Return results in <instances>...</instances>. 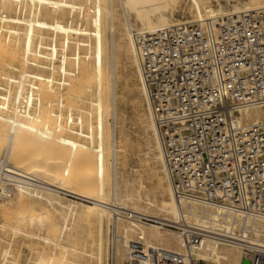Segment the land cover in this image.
<instances>
[{"label": "bare ground", "instance_id": "6f19581e", "mask_svg": "<svg viewBox=\"0 0 264 264\" xmlns=\"http://www.w3.org/2000/svg\"><path fill=\"white\" fill-rule=\"evenodd\" d=\"M172 2L151 0L156 9L149 11L143 0H119L125 18L120 30L115 0H0V264H7L22 242L38 245L30 246L37 258L27 264H105L106 234L116 219L108 202L176 220L178 204L134 38V29L174 25ZM222 2L192 0L194 21L264 8V0H234L225 12ZM120 54L135 67L148 102L140 124L151 134L146 154L151 169L144 166L158 178L161 201L145 198L139 169L133 178L118 169ZM262 120L264 106L237 115L245 126ZM62 192L89 201L65 202ZM120 225L149 264L157 263L158 248L185 256L183 238L173 230L126 220ZM137 234L145 241L136 240ZM242 259L238 246L207 242L186 264H242Z\"/></svg>", "mask_w": 264, "mask_h": 264}, {"label": "built area", "instance_id": "2783aa9c", "mask_svg": "<svg viewBox=\"0 0 264 264\" xmlns=\"http://www.w3.org/2000/svg\"><path fill=\"white\" fill-rule=\"evenodd\" d=\"M134 38L178 216L164 221L105 204L116 218L107 264H149L121 220L181 235L185 256L158 248L156 264H186L207 242L238 246L250 264H264V120L237 121L242 110L264 106V8L134 30Z\"/></svg>", "mask_w": 264, "mask_h": 264}, {"label": "rangeland", "instance_id": "374dc122", "mask_svg": "<svg viewBox=\"0 0 264 264\" xmlns=\"http://www.w3.org/2000/svg\"><path fill=\"white\" fill-rule=\"evenodd\" d=\"M143 1L146 2L147 6H148L147 7L148 10L151 11L150 7L153 6L151 4V0H143ZM172 1H173L172 4H175L174 8L176 7L175 11H174L175 17H174V21L173 22L177 23V22H180V21L194 20L195 19L194 18L195 11L193 10L192 6H190L192 4L191 3L192 0H180V1L172 0ZM233 1L234 0H220V2H222L221 4L223 5V7L227 8L225 10V12L227 10L231 9V7H232L231 3L234 4ZM115 2H117L116 4L118 5V7H117L118 12L120 11L119 12L120 14L118 13L119 16H120V19H119L120 28L119 29L122 30L123 29V24H124L122 22H124V19H125L124 15H123V9H122V7H121V5L119 3V0H117V1L115 0ZM229 2H231V3H229ZM217 3H218L217 1H216V3L214 2V5H216L215 6L216 8L217 7L219 8L220 7L219 3L218 4ZM150 4H151V6H150ZM153 7L156 9V6H153ZM190 8H192V10ZM139 11H140V8H139ZM149 11H147V12H149ZM190 11H191V13H190ZM141 12H145L143 8H141ZM191 15H193V16H191ZM134 30H137V29H134ZM110 38H111V36H110ZM84 52H85V50H84ZM124 60H125L126 63L124 62ZM119 61H120V66L118 68V76H117V95L118 96L122 95L121 96L122 98L118 97V102H117V115L118 116H117V119H116V127H117L116 132H117V137H118V140H119V144L118 145L122 147V151L120 152V155H119L120 158H119V164H118L119 168L118 169H119L120 174L123 173V176L131 177V178L136 177V175H138L136 170L139 169V174L143 175V178H144L143 181H144L145 186H146V189H145V192H144L145 198H147V195H149L150 198L157 199V200L161 201L163 199V195L161 194L160 189H158V187L160 188V184H159L158 178L156 176L154 177V175L151 176L152 173L149 171L151 169V167L149 168L147 166L148 164H147L146 154L149 151V147L148 146H149V144L152 141L150 139L151 138V134L146 129V124H145V126L144 125L141 126V124H144L146 119H147L146 117L148 115V104H147L148 102L146 101L144 95L141 94L142 93L141 89H140L141 81H140L139 77L136 74V70H135V72H133L135 67L131 64L129 59H127L124 54H120ZM133 78H135V79H133ZM135 88H137L138 91ZM141 95H142V97H141ZM143 99H144V102L142 101ZM145 111H146V113H145L146 115L144 114ZM143 114L145 116H143ZM138 117L140 119H138ZM139 121H141V122H139ZM110 122L111 123H115L113 119L110 120ZM137 122H139V123H137ZM135 124H137V126ZM138 124H140L139 126H141L142 129H141V127L138 128L139 130L137 129ZM144 127H145V129H144ZM136 129H137V132H136ZM121 130H123V131H121ZM138 132H139V134H138ZM146 133H148V134H146ZM137 135H140L141 137L137 136ZM148 138H149V140H148ZM139 139H140V141H139ZM143 145H144V149L142 147ZM126 154H127V156H125ZM137 154L139 155V157H138ZM139 159H140V161H139ZM140 164H143V165H140ZM144 165L147 168H149V170ZM142 166H144V168H146V170H144L146 172L143 171L144 168ZM124 174H129V175L126 176ZM152 178H154V179H152ZM37 180H36L37 182H41L40 179H37ZM155 189H157V190H155ZM62 194H59V197L62 196L61 197L62 199L65 198V199H63L65 202H68V201L83 202V201L75 199L74 198L75 196L72 195V194H69V193L67 194L65 192H62ZM108 203H112V202H108ZM161 231H164V233L166 232V230H161ZM107 236L108 235L106 234V240H107ZM3 246L4 245H2L0 247V255L2 253V250L4 249ZM30 246L32 248V247H36L38 245L37 244L24 243V242L19 244V246L17 248V251L13 254V256L10 258V260H9V262L7 264H15L14 263L15 261L17 263L20 262L21 264H27L29 262L34 263V261L36 260L37 256H36V254H34L33 251H31L32 249L30 248ZM106 247H107V241H106ZM27 252H29V253H27ZM106 252H107V249H106L105 253ZM31 254H32V257H31ZM28 255H30V257ZM106 255L107 254H105V258L107 257ZM24 256L25 257L28 256L30 258V260H29L28 257L25 258ZM153 256H155V253L152 254V257ZM18 257L20 259H18ZM1 260H2V258H1ZM18 260H20V261H18ZM105 264H107V259L105 261Z\"/></svg>", "mask_w": 264, "mask_h": 264}, {"label": "water", "instance_id": "95a60500", "mask_svg": "<svg viewBox=\"0 0 264 264\" xmlns=\"http://www.w3.org/2000/svg\"><path fill=\"white\" fill-rule=\"evenodd\" d=\"M242 264H250L249 261L246 258L242 259Z\"/></svg>", "mask_w": 264, "mask_h": 264}]
</instances>
